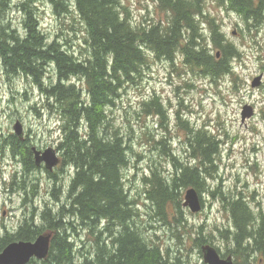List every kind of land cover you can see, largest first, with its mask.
<instances>
[{
    "label": "trees",
    "instance_id": "trees-1",
    "mask_svg": "<svg viewBox=\"0 0 264 264\" xmlns=\"http://www.w3.org/2000/svg\"><path fill=\"white\" fill-rule=\"evenodd\" d=\"M40 1L49 4L56 14L73 11L80 18L87 46L84 57L77 58L56 38L49 41L40 28ZM214 1L238 16L247 29L264 23V0ZM156 2L164 20L143 25L132 22L120 0H21L15 4L22 15L24 33L20 34L6 18L13 0H0V63L7 74L30 76L38 86L45 87L42 93L52 102L47 108L58 115L62 133L56 147L62 163L60 173H69L70 178L63 190L61 178L45 170L55 206L45 204L40 212L31 208L14 232L0 236V251L9 243L51 234L47 257L40 263L32 260V264H187L182 257H170L168 250L163 256L134 224L138 212L125 189L123 175L130 148L123 134L107 124L108 110L124 85L143 76L152 59L170 66L183 64L214 80L231 73L230 62L239 54L219 25L205 17L202 0ZM205 28L208 37L204 36ZM46 66L49 70L52 67L55 77L48 86L42 78ZM140 107L145 114L167 118L162 99L155 94ZM181 118L176 111L174 122L182 133L180 144L194 163H183L173 143L162 138L159 143L166 168L155 165L142 179L153 217L178 230L186 223L181 205L187 189H195L199 196L206 191L211 196L217 194L231 223L222 233L231 237L228 254L242 257V264H264V218L253 215L241 194L223 198L217 188L210 189L207 184L216 171L222 142L207 128L196 129ZM7 141L11 154L19 159L21 170L13 180H18V193L25 202L27 187L34 188L31 198L36 195L37 183L29 178L38 169L33 147L14 135ZM76 226L87 230L90 249L85 252L72 242ZM194 240L202 256L201 246L208 242Z\"/></svg>",
    "mask_w": 264,
    "mask_h": 264
},
{
    "label": "rangeland",
    "instance_id": "rangeland-1",
    "mask_svg": "<svg viewBox=\"0 0 264 264\" xmlns=\"http://www.w3.org/2000/svg\"><path fill=\"white\" fill-rule=\"evenodd\" d=\"M19 1L13 0L7 19L12 28L23 34L22 15L15 7ZM120 1L133 23L146 25L150 20H164V15L156 9V0ZM202 1L205 17L219 25L226 40L234 45L239 54L230 62L231 73L213 80L183 64L170 66L164 61L152 59L142 77L124 85L114 99V106L108 110L107 122L123 134L130 148L129 164L123 175L128 195L135 201L134 208L138 212L134 224L143 231L146 240L160 248L163 256L168 250L170 257L180 256L187 264H204L194 239H204L224 258L231 256L228 252L232 244L230 235L224 237L222 234L230 221L217 194L211 196L208 191L200 194L202 208L199 212L192 213L183 207L186 223L182 227L179 225L178 230L172 225L163 226L153 217L151 204L145 199L144 176L149 175V170L155 165L159 167L161 164L166 168L159 143L164 136L173 143L183 163H194L184 154L185 147L180 144L182 133L175 126L176 111L180 112L181 120L186 119L196 129L207 128L222 142L216 171L207 181L210 189L217 188V193H221L223 198L241 194L253 215L264 218V23L247 29L238 16L225 11L214 0ZM37 5L40 28L49 41L56 38L77 58L84 57L87 46L76 13L56 14L45 2L40 1ZM208 31L205 28V37H208ZM52 70V67L49 70L46 66V72H42L47 86L55 80ZM258 76H261L260 85L252 87L253 79ZM74 80L77 82V79ZM44 88L30 76L7 74L0 63V236L7 231L14 232L31 208L40 212L45 204L53 207L56 204L43 164L41 169L36 167L38 169L29 176L37 183L36 195L31 198L34 188L27 187L28 197L25 202L22 201L24 197L18 193V180H13L14 174L18 179L21 166L17 156L11 154L7 141L9 136L14 135V124L19 122L22 140L30 148L41 152L52 148L56 152L62 133L58 115L47 108V103L52 102L46 101L42 93ZM153 94L162 99L167 115L165 120L141 110V103ZM243 106H250L253 116L241 123ZM57 156L60 160L59 153ZM61 164L60 161L52 173L61 178L65 190L70 178L69 173L61 175ZM170 222L174 224L172 220ZM86 233L87 230L76 226V235L72 237L75 247L83 252L90 249ZM232 260L234 264L244 262L242 257H232ZM247 260L253 262L252 257Z\"/></svg>",
    "mask_w": 264,
    "mask_h": 264
},
{
    "label": "water",
    "instance_id": "water-1",
    "mask_svg": "<svg viewBox=\"0 0 264 264\" xmlns=\"http://www.w3.org/2000/svg\"><path fill=\"white\" fill-rule=\"evenodd\" d=\"M260 79L261 76L253 79L252 87L259 86ZM252 116V108L250 106H243L240 114L241 123H244L245 120L250 119ZM13 134L17 138L22 139L23 132L19 122L14 124ZM32 151L34 163L37 167L44 163V168L51 172L59 164L57 153L52 148H46L43 152L32 148ZM182 206L188 208L192 213L201 210V198L195 189L189 188L184 192ZM50 241L51 235L43 234L33 241L9 243L0 251V264H29L32 260L42 261L49 253ZM201 252L204 264H234L231 256L221 258L216 248L211 245H202Z\"/></svg>",
    "mask_w": 264,
    "mask_h": 264
},
{
    "label": "bare ground",
    "instance_id": "bare-ground-1",
    "mask_svg": "<svg viewBox=\"0 0 264 264\" xmlns=\"http://www.w3.org/2000/svg\"><path fill=\"white\" fill-rule=\"evenodd\" d=\"M7 16V15H6ZM7 18V17H6ZM44 94V93H43ZM45 96V95H44ZM46 98V97H45ZM49 103V102H48ZM57 121V120H56ZM81 127V126H80ZM79 129V128H78ZM7 146V145H6ZM126 189V188H125ZM182 206V205H181ZM231 224V223H230ZM119 227V226H118ZM230 228V227H229ZM128 229V228H127ZM227 229V228H226ZM231 230V229H230ZM229 231V230H228ZM121 232V231H120ZM233 232V231H232ZM231 233V232H230ZM245 238V237H244ZM247 239V238H246ZM229 242V241H228ZM243 242H245V241H243ZM245 243H247V242H245ZM251 243V242H250ZM143 244V243H142ZM154 245V244H153ZM160 251V250H159ZM158 251V252H159ZM233 252V251H232ZM168 254V253H167ZM258 255V254H257ZM180 257V256H179ZM234 262V261H233Z\"/></svg>",
    "mask_w": 264,
    "mask_h": 264
},
{
    "label": "flooded vegetation",
    "instance_id": "flooded-vegetation-1",
    "mask_svg": "<svg viewBox=\"0 0 264 264\" xmlns=\"http://www.w3.org/2000/svg\"><path fill=\"white\" fill-rule=\"evenodd\" d=\"M39 168H40V169L42 168L41 165L39 166ZM162 225L164 226V221L162 222Z\"/></svg>",
    "mask_w": 264,
    "mask_h": 264
}]
</instances>
